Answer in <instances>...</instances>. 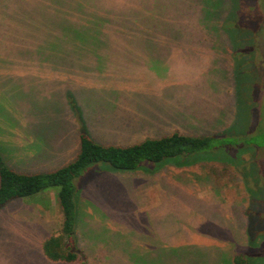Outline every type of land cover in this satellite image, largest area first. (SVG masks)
Returning a JSON list of instances; mask_svg holds the SVG:
<instances>
[{"label": "rangeland", "instance_id": "obj_1", "mask_svg": "<svg viewBox=\"0 0 264 264\" xmlns=\"http://www.w3.org/2000/svg\"><path fill=\"white\" fill-rule=\"evenodd\" d=\"M225 1L215 13L207 0H0V153L11 169L66 166L80 133L104 146L252 135L234 178L211 174L214 162L86 170L75 219L86 264H230L245 253L264 264V0ZM131 7L154 21L136 35L117 28ZM92 20L112 28L91 40L78 25ZM227 147L216 160H236ZM34 197L0 207V264H66L42 253L62 222L54 192Z\"/></svg>", "mask_w": 264, "mask_h": 264}, {"label": "trees", "instance_id": "obj_2", "mask_svg": "<svg viewBox=\"0 0 264 264\" xmlns=\"http://www.w3.org/2000/svg\"><path fill=\"white\" fill-rule=\"evenodd\" d=\"M207 1H209V5L212 6L210 11L215 13L228 5L225 0ZM145 3L141 7L142 14H145L149 8V6H145ZM137 12V9L131 7L127 12L121 14L117 20V28L121 29L120 32L134 33V35H136L140 33L139 26L140 23H143V19L147 24L154 23V21L146 15H142L141 19L140 16H135ZM220 16L222 18L225 17L224 15H219V17ZM78 26L91 33V40L95 35L103 34L102 31H105L108 27L112 28V26L108 25V22L104 20H92L90 22L81 21ZM225 27L227 29L236 28L233 23H229ZM98 41H100V38ZM101 57L102 56L98 57L99 61H103ZM76 113L80 114L78 112ZM230 129L231 130L227 131L228 135L223 136L222 139L215 135L199 137L174 132L162 137L147 138L140 143L126 146H104L94 141L87 133H80L78 137L79 150L75 159L66 166L47 173H19L7 166L0 153V207L16 199H27L33 196L40 197L43 193L54 192L57 206L62 214V222L58 232L49 236L43 242L42 253L48 260L54 263L86 264L88 259L85 252L82 251L78 245V235L81 229H79L78 224L76 225L75 223L79 192L76 183L78 178L81 177L86 170L97 163H105L112 169L118 171L148 172L144 170L145 167L150 168L151 166L153 170L157 168L162 170L166 168L164 166L167 165L183 167L188 164L190 166L203 162H214L218 164L208 167V171L211 174L221 179L230 174V177L233 176L234 178L237 175L236 171L241 175V170L245 165L244 161H240L239 155L247 151V149L253 148V141H250L252 135L245 131L243 133L241 132L242 134H237L232 128ZM238 137L244 138V145L239 146L240 140H237L239 139ZM226 145L228 146L227 149L232 151V155L237 153L235 154V161L229 160L231 156L227 151L223 152L224 159H222V161L216 160V151L220 148H224ZM233 167L234 170H236L235 172L231 171ZM52 188H54L56 192L48 191ZM251 192L254 191H250L251 200H253L257 193H261V189L255 191V194ZM42 202H47L49 204V200H40L38 203L41 205ZM245 254L235 256L230 264H254L252 262V257ZM179 259L183 262H187V259ZM227 260L226 264H229ZM163 262L168 264V260L159 261L158 264H164ZM188 263L203 264L202 261H198L197 259H190Z\"/></svg>", "mask_w": 264, "mask_h": 264}]
</instances>
